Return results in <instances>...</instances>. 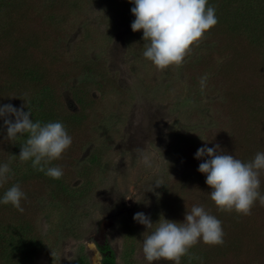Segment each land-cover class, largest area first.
<instances>
[{"label":"rangeland","instance_id":"374dc122","mask_svg":"<svg viewBox=\"0 0 264 264\" xmlns=\"http://www.w3.org/2000/svg\"><path fill=\"white\" fill-rule=\"evenodd\" d=\"M216 1L209 5L216 8ZM254 1L247 0L249 5ZM18 2L16 13L24 18L0 33V45L19 58L17 47L37 37L33 45L38 42L40 48L30 52L31 60L58 61L44 65L49 90L43 101L59 106L54 111H61L73 142L51 164L63 168L62 178L20 181L28 171L18 158L27 134L9 141L0 118V164L11 159L14 173L0 187V197L16 183L26 194L23 213L0 204V238L16 235L22 225L28 227L19 231L26 239L43 242V251L25 264H101L97 254L106 243L117 264H147L142 254L147 229L133 220L134 214L143 212L153 223L161 216L183 222L195 204L220 219L225 233L223 246L201 242L190 250L203 264H264V206L257 201L250 216L217 211L206 174L198 171L205 158H195L205 144H218L219 152L242 161L264 152V46L249 45L238 19L216 8L217 25L185 63L160 71L143 56V30L131 29L130 0ZM20 33L25 38L17 44ZM47 46L52 50L42 55ZM1 80L0 105L26 104L25 111L31 95ZM66 115H71L68 122ZM75 118L78 124H71ZM260 191L264 194V173ZM7 261L0 252V264ZM181 264H189L188 257Z\"/></svg>","mask_w":264,"mask_h":264},{"label":"clouds","instance_id":"9594fccd","mask_svg":"<svg viewBox=\"0 0 264 264\" xmlns=\"http://www.w3.org/2000/svg\"><path fill=\"white\" fill-rule=\"evenodd\" d=\"M135 20L131 23L133 32L143 30V56L160 71L169 67H181L193 47L206 38V33L218 23L215 6L208 0H130ZM207 76L201 77V88ZM12 104L0 105V118L6 127V138L13 141L19 135L27 134L20 144V163L31 161L34 170L43 172L52 179L62 178L60 166H50L62 158L71 147L73 138L61 121L34 122L31 111H24ZM14 117V119H13ZM220 146L205 144L197 149L195 158H205L198 166L200 173L206 174L205 183L210 187V199L217 211L238 216L252 215L257 201L264 206L261 193V173H264V152H257L253 159L242 161L231 154L218 151ZM15 159V156L12 157ZM150 166L147 157L143 158ZM11 159L0 164V187L14 175ZM156 185H161L158 181ZM26 199L19 183L13 184L3 194L0 204H11L19 212L24 208L21 201ZM133 220L146 227L142 233V254L147 264H181L183 257L200 261L203 258L190 250L201 242L208 246H223L224 230L222 221L202 205H193L184 214L183 222L165 219L163 216L153 223L150 216L136 212Z\"/></svg>","mask_w":264,"mask_h":264},{"label":"trees","instance_id":"16d2710c","mask_svg":"<svg viewBox=\"0 0 264 264\" xmlns=\"http://www.w3.org/2000/svg\"><path fill=\"white\" fill-rule=\"evenodd\" d=\"M211 1L208 4H211ZM220 2L216 5V8L221 10L222 8L225 9L224 13L226 17L231 16L232 18H236L238 20H235L237 23H240L241 27L245 30L244 35L249 36V41L252 45L253 44H259L264 46V1L261 0H255L253 3L247 2V0H219ZM215 2V1H214ZM247 2V3H246ZM255 3L258 5L260 9L257 8L256 11H254ZM246 4V5H244ZM20 3L15 0H0V23L3 25L4 23H7V27L0 26V33H4L7 30H13L14 24L19 23L22 21L21 15L24 18V14H17L16 12L20 11V8L18 7ZM243 5V6H239ZM248 5V6H247ZM221 13V12H220ZM218 16V15H217ZM10 26V27H9ZM20 37L25 38V36H22L21 33L18 35L16 41L17 44L20 42ZM37 38V37H36ZM36 38H34V42L37 41ZM30 41V40H29ZM31 42V41H30ZM30 42H26L23 46H18L17 48L22 51V54L19 58H16V55H14V52L8 53L5 49L2 48L0 45V68L3 69V76L0 78L1 81H4L6 84H10L9 87H11L14 91L17 92L18 90L19 94H23L25 92L27 95H31L32 100H29L31 102V105L27 108L30 109L31 114H35L31 117L34 122L40 121L41 123H46L50 121H61L64 118L61 114V111H58L54 109L58 108L55 103L52 105L46 106V104L43 101V94L46 92V90H49L48 87V80L46 78V70L44 68L45 64L49 65H56L58 64V61H44V59L32 61L30 52L38 49L39 43L36 42V46L33 45ZM15 50V49H14ZM51 47L47 46L45 49H43V54H45V51H51ZM61 56L64 55L62 51H60ZM53 58V57H52ZM11 60L10 62L7 60ZM61 62V61H59ZM64 63L62 64L61 70H63ZM6 81V82H5ZM6 89V87H5ZM36 98V99H35ZM35 99V101H34ZM33 102V103H32ZM31 106H34V109H31ZM26 108L25 111L28 109ZM71 115H66V121L68 122L70 120ZM63 117V118H62ZM76 119V120H75ZM72 123H77V118H75ZM26 135V134H24ZM27 137V136H26ZM8 145V144H7ZM28 165V171L26 174H24L21 177L20 181H25L26 178H34V180H43L44 182H47L48 176H46L43 172L36 171L31 166V161L27 162ZM51 166V165H50ZM60 181H56L55 183H59ZM10 188V187H9ZM6 190V189H5ZM5 190L3 191L1 195V199L3 197V194L5 193ZM9 207H11V204H7ZM13 207V206H12ZM21 227V228H20ZM28 227H23L22 225L16 228V232H18L16 235L10 234L5 235L4 238H0L3 240V244L0 246V252L2 257L5 260H8L7 262L9 264H25L30 259L34 258L38 253L43 251V242L38 240H35L34 238L26 239L25 237V231H28ZM10 230V225L6 227L5 232L8 233ZM23 231V232H19ZM23 233V235H21ZM2 234H0L1 236ZM8 236V237H7ZM18 236V238H16ZM21 243V247L17 248L15 245L16 243ZM99 250L101 252V264H117L116 262V256L111 248V246L106 243L102 246H99ZM82 261V260H81Z\"/></svg>","mask_w":264,"mask_h":264},{"label":"bare ground","instance_id":"6f19581e","mask_svg":"<svg viewBox=\"0 0 264 264\" xmlns=\"http://www.w3.org/2000/svg\"><path fill=\"white\" fill-rule=\"evenodd\" d=\"M93 246V244H91ZM94 247V246H93ZM100 257L99 254H97V258ZM97 261V260H96ZM99 261L96 262V264H98Z\"/></svg>","mask_w":264,"mask_h":264},{"label":"water","instance_id":"95a60500","mask_svg":"<svg viewBox=\"0 0 264 264\" xmlns=\"http://www.w3.org/2000/svg\"><path fill=\"white\" fill-rule=\"evenodd\" d=\"M100 257H101V253H99Z\"/></svg>","mask_w":264,"mask_h":264}]
</instances>
